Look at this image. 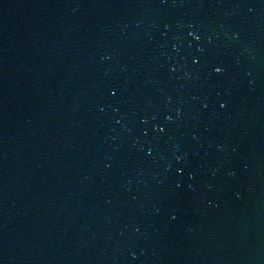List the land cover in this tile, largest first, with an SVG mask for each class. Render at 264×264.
<instances>
[{
    "label": "water",
    "instance_id": "1",
    "mask_svg": "<svg viewBox=\"0 0 264 264\" xmlns=\"http://www.w3.org/2000/svg\"><path fill=\"white\" fill-rule=\"evenodd\" d=\"M0 264H264V0H0Z\"/></svg>",
    "mask_w": 264,
    "mask_h": 264
},
{
    "label": "snow or ice",
    "instance_id": "2",
    "mask_svg": "<svg viewBox=\"0 0 264 264\" xmlns=\"http://www.w3.org/2000/svg\"><path fill=\"white\" fill-rule=\"evenodd\" d=\"M197 39H199V37H197ZM215 71H216L217 73H219V72H221L222 70H221V68L217 67V68L215 69ZM113 95H115V93H113ZM221 107H224V105H221ZM160 131H163V129H160Z\"/></svg>",
    "mask_w": 264,
    "mask_h": 264
}]
</instances>
